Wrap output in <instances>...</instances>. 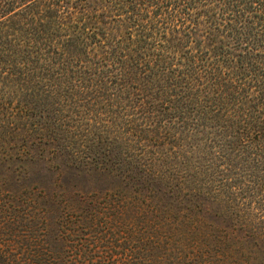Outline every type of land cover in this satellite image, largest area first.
Segmentation results:
<instances>
[{
    "label": "trees",
    "instance_id": "obj_1",
    "mask_svg": "<svg viewBox=\"0 0 264 264\" xmlns=\"http://www.w3.org/2000/svg\"><path fill=\"white\" fill-rule=\"evenodd\" d=\"M0 264H264V0H0Z\"/></svg>",
    "mask_w": 264,
    "mask_h": 264
},
{
    "label": "rangeland",
    "instance_id": "obj_2",
    "mask_svg": "<svg viewBox=\"0 0 264 264\" xmlns=\"http://www.w3.org/2000/svg\"><path fill=\"white\" fill-rule=\"evenodd\" d=\"M80 178H77L76 180H74V184H79V183H87V185H94L95 179L92 176L87 177L86 179H81L82 181L79 180ZM72 180V179H71ZM86 180V181H85Z\"/></svg>",
    "mask_w": 264,
    "mask_h": 264
}]
</instances>
